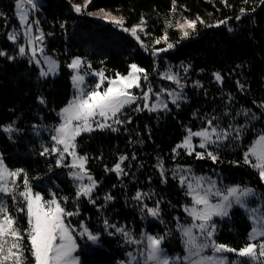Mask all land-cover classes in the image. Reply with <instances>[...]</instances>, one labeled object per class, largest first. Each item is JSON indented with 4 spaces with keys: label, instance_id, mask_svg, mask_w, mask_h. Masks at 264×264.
<instances>
[{
    "label": "trees",
    "instance_id": "1",
    "mask_svg": "<svg viewBox=\"0 0 264 264\" xmlns=\"http://www.w3.org/2000/svg\"><path fill=\"white\" fill-rule=\"evenodd\" d=\"M84 4L85 0H41L36 7L34 17L45 37V53L61 64L58 76L42 79L28 48L25 55L19 54L25 38L16 0H0V51L6 53L0 56L2 159L10 169L20 170L19 190L27 179L47 198L53 192L66 213H75L68 218L71 224L84 223L100 235L99 245L80 252L81 264H118L125 258L131 244L108 225L123 228L134 238L145 231L164 236L163 248L182 251V225L190 221L185 208L191 199L175 176L176 167L194 166L199 174L219 170L227 183L264 191V181L244 159L254 139L264 132V0H91L78 13L75 6ZM98 10L121 15L122 26L90 15ZM193 20L195 27L185 29L184 22ZM141 21L148 26V35H143L148 46L129 31ZM11 35L16 39H9ZM149 46L164 51L158 56ZM75 58L86 59L89 69L103 71L109 78L127 75L137 64L152 81L159 79L164 62L183 64L187 77L195 76L203 84L190 86L188 77L185 99L170 103L169 111L129 108L116 118L120 123L78 138V151L87 158V169L98 183L90 199H77L68 168L57 164L50 149L44 152L50 137L33 132L35 126L55 125L70 102L69 64ZM243 110L251 113L247 126L243 125V138L210 147L215 161L177 149L189 129L208 128L209 120L212 126L229 127L231 118ZM7 125L10 132L2 129ZM251 125L255 131L248 134ZM118 163L121 175L113 170ZM137 192L140 200L135 199ZM7 204L24 235V264H33L26 203L8 196ZM148 208H158V216L150 215ZM250 231L248 219L236 208L223 223L219 241L239 249Z\"/></svg>",
    "mask_w": 264,
    "mask_h": 264
},
{
    "label": "snow or ice",
    "instance_id": "2",
    "mask_svg": "<svg viewBox=\"0 0 264 264\" xmlns=\"http://www.w3.org/2000/svg\"><path fill=\"white\" fill-rule=\"evenodd\" d=\"M28 4H31L33 8L37 5L34 0H26ZM17 6H20V0H17ZM86 7V4H85ZM77 12L81 11L79 5L75 6ZM243 11V10H242ZM239 19V17H237ZM22 23L25 22V17L21 16ZM113 23L122 24L121 20L113 18ZM143 23V21H141ZM189 28H194L196 21H186ZM128 31V29H125ZM28 31H31L29 26ZM135 36L137 29L134 27L130 30ZM27 34V33H25ZM188 35L187 32L184 33ZM9 39L15 40L14 35L9 36ZM36 41L42 40V36L33 38ZM166 39V37H165ZM32 43V40H29ZM159 43V41H157ZM172 47L171 44L168 45ZM25 48L21 46L19 48V54L25 55ZM36 48L32 49V57L35 59ZM43 52V49H39ZM160 51H164L161 49ZM6 53L0 51V56H4ZM13 57H9L12 59ZM45 60L49 62L48 71L41 70L40 75L46 77L50 72L55 70V62L51 61V58L45 57ZM40 63L39 60L35 61ZM82 61L76 58L72 61L69 67L73 69H79ZM131 71L127 76L121 77L117 74V79L110 80L108 87L100 91V88L106 79L103 72L98 73L100 82L97 83L91 90L85 92L80 88V85L84 81V76L76 74L72 76L73 85L78 89V93L74 96L73 100L61 110L62 123L54 129L55 135L52 136V140L55 141V145L51 148L52 153H59V159L57 164H61L64 159V154L73 157V163L70 167L79 168V172L70 173L75 179L82 180L84 176L90 181L89 184L81 185L77 190V197L81 195L89 196L92 189L96 186V182L92 179L91 175H88L84 165L87 160L84 156H77L76 154V138L84 131H93V124L97 128H110L108 120L116 118L117 114L129 104L134 103L140 97L135 96L130 90L133 87H140V75L144 70L138 68L136 64H132ZM186 70V69H185ZM217 80H221L219 73L215 74ZM144 79L147 80V75H144ZM167 79L173 80L178 86L180 82L174 76H167ZM148 91L143 93L144 107L149 108ZM173 95V93H169ZM180 93H175L172 103H176L177 99H180ZM158 103L152 105L149 108L150 111L156 109L157 106L167 108V104L159 103V95H157ZM43 103V101H41ZM137 110H140L139 107ZM99 117L100 119H97ZM115 123H120L118 119H114ZM208 125L211 128H204L201 131L192 132L189 129L188 135L185 137L184 143L178 145L187 150L189 155L195 152L198 159H203L205 153L196 152L191 141L193 136L201 138L199 148L205 149L209 144H214L222 139H227L230 133L218 132L216 127H212V121H208ZM115 131L116 129H112ZM239 134V129L236 130ZM215 136V140L213 139ZM62 145L61 149L59 146ZM44 152H49L48 148L44 149ZM43 154V153H42ZM256 158V163L253 167L259 170V174L264 179V135H261L258 140L253 144L248 152L245 153V163H250L249 155ZM206 155L213 161L217 157L212 152H207ZM121 161L126 157H121ZM162 167V165H161ZM118 174L123 172L120 164H116L113 169ZM20 170L11 171L5 165L4 160L0 159V193L10 194L11 189L9 187L8 180L11 177H15L19 174ZM163 176V171L161 172ZM180 183L187 186V195L192 196L193 207L191 209H185L189 212L193 218L194 223L186 228L182 229V235L186 237L184 240L185 255L184 256H170L166 250L161 246L164 240V236H154L144 234L141 239L136 240L132 238L131 233L125 231L123 228L116 227V225H108L109 227L115 228L117 232L122 233L129 243H145L144 248L140 251L139 256L142 264H179L181 260L187 262V264H264V209L262 208H247L246 198L253 195L252 189H240L238 187H228L224 190L216 189L215 182L208 178L209 187L203 188L205 181L204 177H195L196 185L194 187L192 179L187 176H180ZM14 183V181H13ZM215 189V190H214ZM226 192L227 194H224ZM20 196L24 197L27 207L28 216V229L26 230L27 239L30 244L28 249L33 259V264H79V258L75 255L78 249L76 238L73 236V230L70 229L69 225L65 223L64 216H71L75 213L65 212V209L61 207L60 203L55 199V196L51 200H44L40 193L33 194L32 189L27 184L25 179V191L19 193ZM218 197L217 203L213 204L210 202V197ZM141 193L137 192L135 199L140 200ZM15 200V196H12ZM66 199V198H65ZM106 199H112L111 196ZM233 204L245 207L246 213L250 214V218L253 221V227L248 235V241L245 242L244 246L237 249L229 247L227 244L217 243L213 239L215 232V224L211 223L212 217L216 216H227L228 209ZM147 207V206H145ZM23 211V209H20ZM148 213L152 216H158V208H148ZM200 221V223H195ZM199 229L200 236L197 237L193 234L192 229ZM112 233H109L111 235ZM80 236H87L89 241L97 243L99 236L92 234L86 227L79 233ZM24 235L21 234V230L17 226L15 217L8 213L7 206L0 203V264H24L25 247L22 244ZM257 241V242H253ZM211 250L210 255H205L206 250ZM225 253H233L240 259L229 260ZM219 254V255H217ZM127 264H133L137 260V256L129 252ZM121 264H125L121 261Z\"/></svg>",
    "mask_w": 264,
    "mask_h": 264
},
{
    "label": "rangeland",
    "instance_id": "3",
    "mask_svg": "<svg viewBox=\"0 0 264 264\" xmlns=\"http://www.w3.org/2000/svg\"><path fill=\"white\" fill-rule=\"evenodd\" d=\"M90 1L91 0H85L86 7L90 3ZM34 3L38 6L41 3V0H34ZM85 4H84V6L81 7V11L78 12V13H81L82 10L86 8L85 7ZM36 7L33 8L31 4H28L26 2V0H20V6L18 7L17 6V0H16V16H17V18H18V20L20 22V25H21V28H22V33H23L24 38H25V45L23 47L24 48H28L29 55H31V56H32V49L33 48H36L37 49L35 59H33V57H32V60L37 65V67L40 69V72H41V70H43L45 72L48 71L49 62H47L45 60V57H49V58H51V61H54L55 62V70H54V72H50L46 77H42L40 75L42 79L47 78V77H56V76H58L60 74L61 64L52 55H48L47 53H45V50H44V47H43V43L45 42V37H44L41 29L38 28V25H37L38 22H37L36 18L34 17V15L36 14V12H35L36 11ZM90 15H92L93 17L99 19L100 21L112 22L113 18H115L116 20H121L122 21V24L124 22V19H123V17L121 15H119L117 13H114V12H111V11L98 10V11L93 12ZM21 16H24L25 17V22L24 23H22V21H21ZM114 24L119 25V26H122V24H117V23H114ZM29 26H31V31H28ZM134 27L137 29L135 36L138 38V41L140 43H145L144 46H148L146 44V42L144 41V39H143V35H148L145 32L147 30V28H148L146 22L143 21V23H139V24H137ZM134 27H132V28H134ZM184 27L187 30L191 29V28H189L187 26L186 21L184 22ZM25 33H27V34H25ZM40 36H42V40H40V41H36V40L33 39L35 37H40ZM29 40H32V43L31 44L29 43ZM164 40H165V38H159L156 41H154V44H159L160 42H162ZM157 41H159V43H157ZM149 47L151 49H153L158 56L161 55V51L160 50L155 49L154 46H149ZM41 48L43 49V52L39 51V49H41ZM79 59L82 61V64L80 65L79 69H73L71 67H69V68L72 71V76L73 75H76V74H79V75L84 76V81L80 85V88L83 89L85 92H87L88 90H91L97 83L100 82V77L97 74L100 73V72H103V71H94V70H91V69L88 68L89 67V63H88V61L86 59H84V58H79ZM36 60H39L40 63H36L35 62ZM72 61H71V63H72ZM138 68H140V67L138 66ZM185 69H186V67L183 64L174 65V64H170L169 62H164V69L159 74V76H158L159 79L157 81H152V80H150V79L147 78V80H145L146 81L145 83H144V75H145V72L139 73L138 75H140V81H139L140 87L139 88L133 87L130 91L135 96L140 97V99H137L132 104L126 105L121 110V112L117 114V117L122 112H124L125 110H127L129 108H133V107H135V108H138L139 107L140 110H149V108H151L152 105H156L158 103V101H157V95H159V103L160 104H165L166 103L167 104V108H163L161 106H157L156 109L153 110L152 112H167V111H169V105H170V103H172V100H173V98L175 96V93L179 92L180 93V97H181L180 99H177L176 102H179V101H182V100L185 99V95H186L185 89L187 88V86H189V83L187 81V79L189 77V75L187 77L188 70L187 69L185 70ZM130 71H131V69H130ZM103 74H104V77H106V79L104 80V82H103V84H102V86L100 88V91H103L104 88L108 87V84H109V81L110 80L117 79V76L116 77H113V78H109V77H107L105 75L104 72H103ZM127 75H120V76L121 77H124V76H127ZM169 75L174 76L176 79H178L179 82H180V86H178L173 80L167 79V76H169ZM72 76H71V82H72V86H73V95H72V98H71L70 101H72L73 98H74V96H76L77 93H78V89L76 87H74V85H73ZM189 79H190V86H194V87H202L203 86L202 82L200 80H198L195 76H191V77H189ZM217 81H219L221 83V80H217ZM149 88H151V90H152L149 93V100H148L149 108H145L144 107V100H143L142 97H143V93L146 92V91H148ZM170 92L173 93V95H169ZM60 113H61V111H60ZM60 113H59V118L60 119H59V121L55 125H40V126H35V128L33 130V132L36 133V134H38V135H41V136L47 135L48 137H50V142L46 146V148H48L50 150L53 147V145H55V141L52 140V136L55 135L54 129L56 127H58L60 123H62V118H61ZM250 114L251 113H248L245 110L240 111L239 113H237L235 115V117L231 118L233 120H232V122H230V126L229 127H226V126L220 125V124L217 125V126H212V127H216L218 132H228V133H230V135L228 136L227 139H222L220 141H217L214 144H209L205 149H201L198 146L199 143H200L201 138L198 137V136H193L191 143H192L193 147H195V151L196 152H203V153H205V156H207L206 153L207 152H211L210 147H214V146H218L219 147V146H221V145L229 142L228 140H230V139H231V141L232 140H236V141L241 140L243 138L242 129H243L244 126H247V124L249 122L248 116ZM116 118H113V119L108 120V124H110L112 126L113 123H114V119H116ZM97 119H100V118L97 117ZM2 129L5 132H10L11 127L9 125H7V126H3ZM93 129H94L93 131H95V130L101 129V128H97L95 126V124H93ZM208 129H209V131H211V128L210 127H208ZM237 129H239V134H237V131H236ZM253 129H254L253 128V125H251L250 129L247 128L248 134H249L250 130L253 131ZM93 131H90V132L84 131V132H82L76 138V140H75V144H76L75 151H76L77 156H83L78 151V147H77V140H78V138L80 136L84 135V134H89V133H91ZM198 131H201V130H198ZM192 132H197V131H192ZM261 135H264V132H262L261 134H259L254 139L251 147L253 146V144L258 140V138ZM213 139L215 140V136H213ZM183 143H184V141L181 144H179V145H182ZM59 147L61 149L63 148L62 145H60ZM179 148L185 149L183 147H177V149H179ZM52 154L57 158V160L59 159V153H52ZM193 154H195V152H193ZM0 159H2L1 153H0ZM249 159H250L251 165L253 167V164L256 163V158L250 154L249 155ZM72 163H73V157L70 156V155H68L67 153H65L64 154V159L62 160L61 165H65L68 168V170H69V177H70V180L73 183V186H74L75 191H76V196H77V190H78V188L81 185L89 184L90 181L87 179V176H84V178L82 180L75 179L70 173L79 172V168L78 167H76V168L70 167V165ZM120 166L122 168V165L121 164H120ZM84 167H85L88 175H91L92 179L96 182V186L92 189V191H91V193H90L89 196L81 195V196L77 197V199H83V198L90 199L93 196V194L96 192L97 187H98V183H97L95 177L87 169V161L85 162ZM253 169L258 174L259 178L262 179L261 176H260V174H259V170L256 167H253ZM9 170H11V171H17V170H12L10 168H9ZM19 174H20V171H19ZM19 174L17 176H15V177L9 178V180H8L9 187L11 189V193L10 194L0 193V203L6 205L7 206V209H8V204H7V197L8 196H13L14 195L15 196V200H23V201H25L24 197H22V196L19 195V193L25 191V185H24V188L21 189V190H19L18 189V185H16ZM121 174H122V172L119 173V175H121ZM175 176L177 177V179L179 180V182H180V179H179L180 176H187L189 179H192L194 187L196 185L195 177H204L205 178V181H204V184H203V188H205V189L209 187L208 178H210L211 181H214L215 182V188L216 189L224 190V189H226L228 187H238L240 189H252L254 194L253 195H250V196H248L246 198V207L247 208H262V209H264V191L262 189H260V188H253V187H249V186H240L238 184H233V183H227L225 181L224 177H223V174L219 170L218 171L217 170H213V171L208 172V173L199 174L196 171V169H195L194 166H178V167L175 168ZM262 180L264 181V179H262ZM13 181H14V183H13ZM27 184L32 189L33 194H35L37 192L40 193L41 196L43 197V199L46 200V201L47 200H51L53 198V196H55V199L60 203L61 207H63L62 204H61V202H60V199L53 192L51 193V196L49 198H47L43 193H41L40 191H38L35 188L34 185H32L29 182H27ZM181 186H183L185 188L186 192H188V189H187L186 184L185 185H182L181 184ZM224 194H227V193L224 192ZM188 196L190 197L191 201H190V204H188L185 209H191L193 207V204H192V199L193 198H192L191 195H188ZM218 199L219 198L216 197V196H211L210 197V202L213 203V204H215V203H217ZM25 203H26V201H25ZM236 208L242 210L243 214L248 219V221H249V223L251 225V230H252L253 221L250 218V214H247L246 213L245 207H241L240 205L233 204V206L230 209H228V213L229 214L227 216H216V215H214L212 217L211 223L215 224V232H214V235H213V239L217 243H221L219 241V233H220V230H221V227H222L223 223L229 219L230 213L234 209H236ZM26 210H27V207H26ZM186 213H187V216L190 219V221L188 223H184L182 225V229L183 228H186V227H189V226H191L194 223L193 218L191 217V215L189 214V212L186 211ZM68 218H69V216H67V215L64 216V221H65L66 224L69 225L70 229L73 230L72 234L76 238V242H77V245H78V249H77V252L75 253V255L79 258V264H81L80 252L82 250L88 249L89 247H93V246L99 245V243H100V235L97 234L99 236V241L97 243H93L92 241H89L87 239V236L86 235L85 236H80L79 235V233H81L83 231V228L84 227L87 228V226L84 223H82L80 225L71 224L68 221ZM16 222H17V219H16ZM195 223L198 224V223H200V221H195ZM192 231H193V234L196 235L197 237L200 236L199 229L193 228ZM91 233L94 234L93 232H91ZM144 234L154 235V236L159 237L157 234H154V233H151V232H147V231L143 232V235ZM142 236L140 238H137V237L134 238L132 236V238L133 239H136V240H139V239L142 238ZM185 239H186V237H184L182 235V240H183L182 251H177V252H174V253H170L168 250H166L165 248L164 249L166 250V252L170 256H177V255H179V256L182 257V256H184L186 254L185 253V248H184V240ZM259 239H264V238H259ZM247 240H248V237H247ZM253 242H257V241H253ZM145 243H146V241L144 243H130L131 244L130 247L132 246V248L129 247L126 250L125 258L122 259V260H120V261H118V264H121V261H124L125 264H127V261L129 259V257H128L127 254L129 252H131V253H133V255L137 256V260L134 261L133 264H142L141 259H140V256H139V253L144 248ZM204 254L205 255H210L212 253H211V250L209 249V250H206V252ZM217 255H219V254H217ZM224 255L228 256L229 260H238V259H240L239 257H237L233 253H225ZM261 259L264 260V258H261ZM179 264H187V262L181 260L179 262Z\"/></svg>",
    "mask_w": 264,
    "mask_h": 264
}]
</instances>
